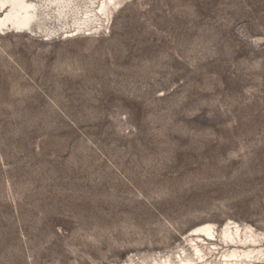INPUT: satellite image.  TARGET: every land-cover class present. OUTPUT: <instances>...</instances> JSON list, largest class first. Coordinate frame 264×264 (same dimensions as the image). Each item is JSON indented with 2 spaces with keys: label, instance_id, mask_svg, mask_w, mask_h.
<instances>
[{
  "label": "rangeland",
  "instance_id": "obj_1",
  "mask_svg": "<svg viewBox=\"0 0 264 264\" xmlns=\"http://www.w3.org/2000/svg\"><path fill=\"white\" fill-rule=\"evenodd\" d=\"M30 2L0 29V264H264L191 243L264 234V0H126L91 30L85 1Z\"/></svg>",
  "mask_w": 264,
  "mask_h": 264
},
{
  "label": "bare ground",
  "instance_id": "obj_2",
  "mask_svg": "<svg viewBox=\"0 0 264 264\" xmlns=\"http://www.w3.org/2000/svg\"><path fill=\"white\" fill-rule=\"evenodd\" d=\"M54 1L58 4L61 15L67 14L68 10L66 11V9L70 7L74 8L77 2L85 1L90 4L91 6L89 8L91 9H89L86 18H83V22L80 23V30H89L95 22L101 21L100 17L106 18L107 22L110 23L114 11L126 0H100L99 5H97L98 0ZM96 6L99 8L98 11L95 9ZM5 7H8L9 11L5 18L0 21V29L9 25H12L18 30L31 29L33 22L39 17L38 5L34 2H30V0H0V9ZM191 236L197 237V239H192L191 243L194 246L196 255H198L200 259L206 257V249L220 251L223 249L222 246H232L234 248L233 251L226 254L229 258H240L242 256L250 258L256 251V249H250V247H256L258 244L264 243V234L256 233L252 227L243 229L242 226L236 222L229 223L222 231H219L212 224H205L195 229ZM241 247H244L245 250L241 251ZM259 252L262 253L263 251L261 250Z\"/></svg>",
  "mask_w": 264,
  "mask_h": 264
}]
</instances>
